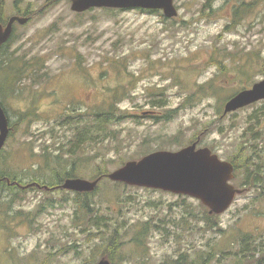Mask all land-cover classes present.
Segmentation results:
<instances>
[{"label":"rangeland","instance_id":"374dc122","mask_svg":"<svg viewBox=\"0 0 264 264\" xmlns=\"http://www.w3.org/2000/svg\"><path fill=\"white\" fill-rule=\"evenodd\" d=\"M1 1L5 19L19 8L28 20L15 23L0 58L9 122L0 170L19 182L0 190V264L193 263L206 251V264H264V177L243 185V157L264 168V99L223 114L230 97L264 77V0L236 22L244 0H173V17L141 7L75 12L71 0ZM10 65L17 79L7 84ZM101 112L99 139L69 153ZM192 143L240 167L231 184L242 191L213 219L220 232L205 224L210 209L198 199L108 177L127 161ZM73 162L75 178L98 179L88 213L78 208L85 197L51 180ZM39 171L49 185L37 182ZM112 238L108 253L101 246Z\"/></svg>","mask_w":264,"mask_h":264},{"label":"water","instance_id":"95a60500","mask_svg":"<svg viewBox=\"0 0 264 264\" xmlns=\"http://www.w3.org/2000/svg\"><path fill=\"white\" fill-rule=\"evenodd\" d=\"M135 8L161 9L166 17L177 14L173 0H71V9L83 12L90 8ZM27 17L12 15L5 25L0 23V45L6 42L15 22L24 24ZM264 99V77L250 88L230 97L223 106V114L236 111ZM9 134V122L0 103V151ZM113 181L126 185L160 189L198 199L210 209V213H222L231 204L235 194L232 163L221 160L207 147L197 148L196 143L176 151L158 150L138 160L127 161L108 174ZM98 179L66 178L61 188L74 192L92 191ZM96 264H109L99 261Z\"/></svg>","mask_w":264,"mask_h":264},{"label":"trees","instance_id":"16d2710c","mask_svg":"<svg viewBox=\"0 0 264 264\" xmlns=\"http://www.w3.org/2000/svg\"><path fill=\"white\" fill-rule=\"evenodd\" d=\"M262 1L263 0H249V1L244 0V2H241L237 5H235L236 7L237 6L241 7L243 10H241V12L238 11L237 9L234 10V18H236V19H233V22H236V20L239 17H241L243 14H246L244 9H246V8L251 9L256 5L261 4ZM3 7L4 6H3L2 1H1V3H0V23L5 25L9 18L5 19L6 17L3 13ZM15 10H16L15 14L20 15L21 17L27 16L28 9L22 10V9L16 8ZM15 23H17V22H15ZM15 23L13 25V30H14ZM12 37H13V31H12V34L9 37V39L0 45V58L3 57L4 52H5V48L9 45V41L12 39ZM4 63H6L8 65V62H3V64ZM3 64H2V67L4 66ZM10 67H11V65L8 66L7 69L2 71L3 72L2 75H4L3 78L7 82V84L10 83L12 79H17L15 71L12 74L8 75ZM0 68H1V65H0ZM238 68L242 72L241 67H238ZM245 78H247V76H245ZM106 106H112V102L111 101L106 102ZM88 113L89 112H86V114H88ZM107 114H108V112H101L97 115V118L95 120H93V116H91V120L94 122H91L90 124L84 125V128H82L83 130H79L77 132L76 136L73 139H71V141H70L71 145H70V148L68 149L69 153H71L73 155V153L75 151L77 152L79 150V147L85 141H94L95 142L99 139V136H100L99 132L102 131V129L104 128V123H101V121L105 120V116ZM254 116H255V114H254ZM251 146H252V144H251ZM247 151L250 155H251V151L253 152V150H251V148H250V145L248 146ZM243 161L245 163V165H244L245 169L243 172V176H245V177L243 180V185L258 186L261 183L260 176L264 177L263 172H261V170L258 169L260 166L256 168V164H259L260 162H253L250 157H243ZM121 162H120L121 165H123V161H121ZM231 163H232L233 168H234L233 169L234 178H237L239 176L240 167H238V165L233 161ZM260 168L264 169L263 167H260ZM74 169H75V164L73 162L71 164L70 169L66 170L64 175L61 176L60 174L57 175L56 168H55V171L53 170V173H54L53 179H51V180H54L55 183L61 184V183H63L62 181H64L66 178H73L75 176ZM259 172H261V173H259ZM42 176H43V173H40V171L37 172V174L35 176V179L37 180V182L38 183H45L46 185H49V183H48L49 181L46 180L47 178L45 180H43ZM95 176L96 177H100V176L105 177L102 172L97 173ZM6 179H8V180H6ZM9 179L11 181H10V183H7V181L9 182ZM16 179H18V177L17 176L15 177V175L10 173L9 171L0 170V190L6 189V188H8L9 190H12L13 188L14 189L18 188L17 184L19 182ZM4 180H6V181H4ZM76 195L78 197H82V196L85 197V198H83V200L82 199L79 200L78 208L84 209L87 213L90 212L92 209H91V205H90L91 203L88 201V193L87 192H83V193L76 192ZM186 213L187 214L190 213L191 216L193 217L194 221H195V218L198 216V214L196 212L191 213V212H188L186 210ZM203 214H204V217L206 219L205 224L208 226V228L209 229L217 228L216 232H220V228H218L217 221L213 220V219H216V214L207 213V212H205ZM136 237H137L136 242H140L138 235H136ZM101 247L105 251L108 250V253H111V251H113L112 248L113 247L116 248L115 239L112 238L107 243V245L105 247H103V246H101ZM198 254L196 255L197 256L196 258H193L194 259L193 263H188L186 260H182L181 257L176 261V263L177 264H206V263H209L211 261V258L213 256L212 251H206L203 254H199V255ZM239 260H240V263H235V264H244V261L242 260L241 257L239 258Z\"/></svg>","mask_w":264,"mask_h":264}]
</instances>
